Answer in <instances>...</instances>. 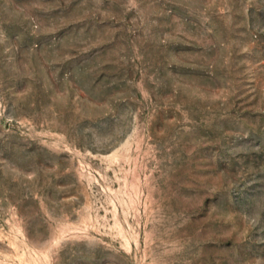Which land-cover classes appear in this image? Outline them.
I'll list each match as a JSON object with an SVG mask.
<instances>
[{
    "label": "rangeland",
    "instance_id": "rangeland-1",
    "mask_svg": "<svg viewBox=\"0 0 264 264\" xmlns=\"http://www.w3.org/2000/svg\"><path fill=\"white\" fill-rule=\"evenodd\" d=\"M0 264H264V0H0Z\"/></svg>",
    "mask_w": 264,
    "mask_h": 264
}]
</instances>
